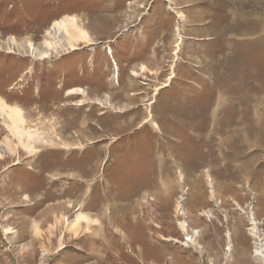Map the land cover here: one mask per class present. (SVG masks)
<instances>
[{"label":"rangeland","instance_id":"rangeland-1","mask_svg":"<svg viewBox=\"0 0 264 264\" xmlns=\"http://www.w3.org/2000/svg\"><path fill=\"white\" fill-rule=\"evenodd\" d=\"M68 16L93 45L26 52ZM262 86L264 0H0V98L51 141L28 154L0 118V264H264ZM225 112L261 123L236 157ZM78 212L97 223L74 237Z\"/></svg>","mask_w":264,"mask_h":264},{"label":"bare ground","instance_id":"bare-ground-1","mask_svg":"<svg viewBox=\"0 0 264 264\" xmlns=\"http://www.w3.org/2000/svg\"><path fill=\"white\" fill-rule=\"evenodd\" d=\"M178 17L181 18L182 16L179 14ZM85 28L86 27L84 26L83 22L79 18H76L74 16L64 17L58 21L53 22L51 24V26L45 31L44 38L40 44V47L36 48L30 42H27L26 43V52L28 54L34 56V58H36V60L45 61L46 59L50 58V56L52 54L58 55V53H60L61 50L62 51L66 50L65 53H68V52H74V51L78 50L79 46L81 44H83V47L93 45L92 36L89 34L87 29H85ZM60 34H61V36L58 37ZM10 42L13 45L16 44L14 39H11ZM179 44H180V41H179ZM7 53L8 54H14L15 49L14 48H8ZM117 67L118 66L115 64L116 70H118ZM131 75L135 76L136 73L131 72ZM170 78L171 77H169V79ZM219 87L221 88L220 85H219ZM261 92L264 93V86L259 88L258 93H261ZM82 95H84V91L82 89H76V90L71 89V90L66 91L67 97H76V96H82ZM244 99L247 100V97H245ZM82 104H83L82 101L79 100V101H77V104H72V105L80 106ZM205 109H207V107H204L203 111ZM207 114H208V111L205 110V116H204L203 120L207 119V117H206ZM225 114L226 115L223 116L222 118H218V119L213 121L214 126H215L214 128H215L216 133L219 136L224 135L226 137L225 141H230L229 143H227L225 145L229 146L233 150V154L231 156L235 155V157H236L237 156L236 155V153H237L236 149H239L238 147L244 148V147L248 146L247 141L249 140L250 136H256V135L258 136L260 134L258 131V126L261 123L255 124L252 117H250V116L244 117L242 120L238 121L235 118V116L233 115V113L228 114L225 112ZM0 118L2 119V122L5 124L6 128L9 129L11 136L14 139H16L17 145L20 146L21 149L24 150L28 154H33L35 151H37L35 148V144H37L39 142H42L43 144L51 143V141L50 142L47 141V139H45L42 136V134H41L42 132L40 133L39 130H33V128L29 129V127L28 128L26 127L27 120L23 114L22 109H20L17 106H14V105H9L2 98H0ZM240 122L243 123V129L242 130H238V129L234 130L233 127H236ZM180 126H182V125H180ZM52 129H54V128L52 127ZM207 143H209V142H207ZM6 145L8 146L7 148L10 149V151H15L14 148H11L12 146H11L10 142L9 143L6 142ZM66 147H67V145H66ZM223 147H225V146H223ZM209 154H211V153H209ZM0 158H2L1 154H0ZM216 160L217 159L215 157H212V158H205L204 157L203 160L201 161L202 163L200 165L201 166L203 164L208 165L210 163L215 162ZM187 161H189V160H187ZM205 176L207 178V183H208L207 186L209 188V190H208L209 197L206 198V201L205 200L203 201V198H205V197H204V194L202 193V195H198L199 197H197V198L198 199L200 198L203 201V203H208V202L212 201L213 199H215V192L216 191H215V183L214 184L212 183L207 172H206ZM200 191H201V189H200ZM177 209L180 212V209H181L180 202H178ZM253 216L254 215L252 214V225H253L252 231H255L256 220ZM68 221L69 220L65 219V222L67 223L65 228L67 229V231L71 232L74 235V237L79 235V232L83 227V224L85 225V232H89L90 226L97 223V220L91 219L87 214H85L83 212H78L75 215V217L73 218V220H70V222H68ZM178 227H179L180 231L183 233L184 237H186L185 240L187 242L186 244L181 243L180 244L181 246L182 245L188 246V244H190L194 248L195 247L200 248V246L197 242L198 238L200 237V232L197 229H190V233H188L189 227L185 221L178 222ZM39 231H40L39 227L36 224H34V234L38 235ZM5 233H8V232H5ZM166 241H170V240L166 239ZM175 243H179V242L177 240H175ZM229 249L230 248L228 246L227 250H229ZM255 252H256V255L258 254V256L260 258H264L261 246L256 248Z\"/></svg>","mask_w":264,"mask_h":264}]
</instances>
